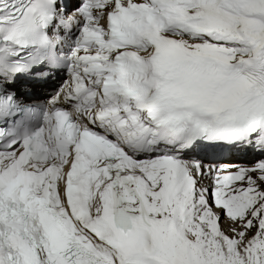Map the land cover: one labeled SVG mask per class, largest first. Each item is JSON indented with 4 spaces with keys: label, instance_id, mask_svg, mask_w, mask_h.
I'll use <instances>...</instances> for the list:
<instances>
[{
    "label": "bare ground",
    "instance_id": "bare-ground-1",
    "mask_svg": "<svg viewBox=\"0 0 264 264\" xmlns=\"http://www.w3.org/2000/svg\"><path fill=\"white\" fill-rule=\"evenodd\" d=\"M130 1L92 0L79 8L77 23L82 32L78 38L95 39L99 46L95 52L101 55V66L109 69L107 74L117 65L115 53L127 48L114 46L109 39L103 42L99 30L103 26L84 19L83 14L111 15L119 10L120 2ZM143 5L150 7L147 18L160 28L138 41L130 54L137 65L149 69L150 82L155 83L163 74L164 60L172 62L177 73L190 64L197 65L203 84L185 96V106L192 115L200 111L219 121L223 115L263 114L264 30H257V26L258 20L264 21V0H147ZM90 54L79 53L82 59ZM134 76L143 78L141 72ZM114 94L118 93L110 96L114 98L112 105L128 115V128L122 134L138 139L148 128L145 115L134 107L132 98L112 97ZM161 164L146 162L135 167L136 173L127 175L133 181L124 187L107 179L93 207L96 218L127 217L139 228L136 238L142 234L150 249H145L146 242L130 240L119 250L113 239L93 238V253L110 264H157L152 262L154 258L163 264H264V166H237L233 172L228 167L225 173L235 184L230 188L217 182L218 195L212 207L205 199L212 174L209 169L198 171L185 163L173 173ZM118 174L123 177L120 171ZM145 217L147 224L142 222ZM84 232L93 236L89 227Z\"/></svg>",
    "mask_w": 264,
    "mask_h": 264
},
{
    "label": "rangeland",
    "instance_id": "rangeland-1",
    "mask_svg": "<svg viewBox=\"0 0 264 264\" xmlns=\"http://www.w3.org/2000/svg\"><path fill=\"white\" fill-rule=\"evenodd\" d=\"M258 26H257V30H261L263 31L264 30V21L263 20H258ZM262 26V27H261Z\"/></svg>",
    "mask_w": 264,
    "mask_h": 264
}]
</instances>
